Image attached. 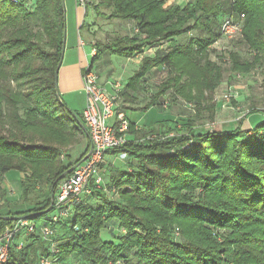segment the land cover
Returning a JSON list of instances; mask_svg holds the SVG:
<instances>
[{
    "label": "trees",
    "instance_id": "1",
    "mask_svg": "<svg viewBox=\"0 0 264 264\" xmlns=\"http://www.w3.org/2000/svg\"><path fill=\"white\" fill-rule=\"evenodd\" d=\"M96 1L87 7L97 17L132 22L135 34L93 43L96 54L88 68L105 55L132 59L162 41L171 43L168 50L141 58L124 86L123 95L126 89L137 91L153 69L165 71L144 110L171 91L194 104L195 116L212 119L224 70L247 74L264 59V0H190L184 6H166L164 0ZM227 18L242 22L239 43L253 59L231 52L229 67L222 70L207 57L224 37L220 28ZM194 32L196 37L176 44V38ZM64 37L61 0H0V233L20 218L49 222L57 185L90 147L77 124L81 114L67 109L55 90ZM256 113L262 121L246 130L195 133L189 119L186 133L163 137L135 130L127 116L130 143L106 154L124 156L127 169L107 171V192L91 187L90 195L53 226V247L38 233H18L2 264L43 259L72 264L75 258L76 264H264V110L248 112ZM147 136L156 138L134 142ZM81 145L83 152L72 160L70 150ZM9 171L23 175L20 199L31 203L25 210L6 197L2 182ZM31 193L36 196L29 202ZM110 222L118 231L106 242L100 234L108 233ZM175 227L183 243L172 239ZM211 229L228 234L219 243Z\"/></svg>",
    "mask_w": 264,
    "mask_h": 264
},
{
    "label": "rangeland",
    "instance_id": "2",
    "mask_svg": "<svg viewBox=\"0 0 264 264\" xmlns=\"http://www.w3.org/2000/svg\"><path fill=\"white\" fill-rule=\"evenodd\" d=\"M169 5L171 4H179L180 6H184L190 0H166ZM98 0L94 3H97ZM30 6V5H29ZM91 7V6H90ZM29 8H32L29 7ZM87 17L86 23L81 32V36L84 40L88 39L90 36L88 32L90 31L92 34L91 41L93 43L101 42L108 43L111 42L116 37L123 36H133L135 33L133 31V23L132 22H122L118 20H108L99 18L95 15L93 8L87 9ZM102 14L107 15L109 12L100 9ZM88 29V31H87ZM197 33H190L179 38L175 39L176 44H184L187 42L188 38L196 37ZM240 37L235 36L232 38L221 37L218 39L216 43H214L211 49L208 52L207 59L210 62L216 63L220 68L227 69L228 66V58L229 53L236 52L239 54L240 58L244 61H252L253 53L247 49L244 45L239 43ZM171 43L167 41H162L157 44L155 47L150 49H154L155 51L148 52L150 49H146L144 52L145 56H153L157 50H168ZM89 50V45H87ZM91 48V46H90ZM108 55H106L107 57ZM138 54L131 60H126L125 58H119L115 56L111 57L112 67L115 69L116 77H113L116 80H119V83L125 85V82L132 77L135 71L138 70V65H135V59ZM103 58V57H102ZM165 71L162 69H157L155 76L148 82V86L144 88L143 94L137 91H133V96L135 98L134 101L122 100L118 101V109L120 111H124L126 115L131 120H136L139 125H137L138 130L143 133H157L159 136L163 137L168 132L172 134H176L177 132L186 133L187 126L185 125L186 121L189 119L192 120L195 133H201L208 130V127H211V130H235L236 128H241L242 130H246L249 127L247 126L246 118L248 116L254 115L255 118L262 121L261 113L256 114H248L251 109L255 108L257 110H264V59L261 60L259 64L255 66L251 72L247 74L242 73H229L224 70L222 80L220 85L215 91L214 101H215V113L213 118L208 116V114L202 113L199 115H194V109L190 108V105L194 107L192 103H185L183 100L176 98L171 91L166 93L161 100L158 102L157 109L154 108L150 113L143 114H133L144 110L143 106L149 102L152 95L157 92L159 84L165 79ZM57 89L59 94V100L64 106L69 109L74 114H80L83 109V96H77L71 102H67V96H63L59 92L58 87V74H57ZM229 93L231 98L229 99L228 104L223 105L222 96ZM163 100L167 101V107L163 108L159 103ZM66 102L69 103L66 105ZM223 105V106H222ZM248 114V115H247ZM153 119H158L162 121V123H167L170 127L174 126L175 129H168L170 127L164 126L161 127L159 123H152L147 126L143 124L148 123L149 121H153ZM175 122L173 123V120ZM165 120V121H163ZM245 123V124H244ZM255 125H252V128ZM84 146H78L74 150L71 151L72 160H75L79 157V155L83 152ZM105 168L106 172L110 171L113 173L115 170H126V158L124 156L121 157H113L106 156L105 159ZM106 175V173H105ZM104 175V176H105ZM22 174H19L16 171H9L4 175V179L2 182V187L7 191V199L10 200V204H13L15 208L27 209L30 207V204H23L20 199V182ZM109 177H104L105 183L108 181ZM35 193H31L29 195V202L31 200H35ZM117 199V198H116ZM15 202V203H14ZM29 205V206H28ZM108 233L106 231H102L100 234L101 240L110 241L114 240V234L117 233L116 226H112V222L108 223ZM212 237L216 238L217 242L221 243L223 238L228 234V231L223 229H211ZM172 239L177 242L183 243L184 239L182 238L181 230L178 228H173L171 234ZM77 258L73 259L72 264H76Z\"/></svg>",
    "mask_w": 264,
    "mask_h": 264
},
{
    "label": "built area",
    "instance_id": "3",
    "mask_svg": "<svg viewBox=\"0 0 264 264\" xmlns=\"http://www.w3.org/2000/svg\"><path fill=\"white\" fill-rule=\"evenodd\" d=\"M77 3L80 7L86 8L89 0H77ZM220 29L222 35L227 39H233L235 36L240 37L242 22L227 18L221 24ZM81 45L84 44L81 43ZM95 54L96 49L92 44L90 56ZM88 65L89 63L86 64L81 73L82 91L85 95V107L81 113V118L89 135V150L84 158L77 163V166L57 185L49 210V222L35 224L25 218H20L0 233V264L7 259L13 237L18 233H23L24 237L35 236L38 233L44 241L52 244L53 247L54 244L51 242L55 233L53 226L59 220L67 218L70 210L74 205L80 203L82 197L90 195L91 187L107 192L104 183L107 152L130 143V122L126 113L118 109V101L121 99L125 85L114 78H110L105 83H100L95 71L88 68ZM230 98L229 93L222 96L223 105L226 106ZM161 106L166 108L167 101L163 100ZM190 108L194 109L191 105ZM133 126L135 130H138L135 124ZM207 129L208 132L213 131L211 127ZM155 138V136H147L144 140H134V142L143 143ZM111 193H115L114 189ZM21 247L22 243H19L16 248L19 250ZM41 264H50V262L43 259Z\"/></svg>",
    "mask_w": 264,
    "mask_h": 264
},
{
    "label": "crops",
    "instance_id": "4",
    "mask_svg": "<svg viewBox=\"0 0 264 264\" xmlns=\"http://www.w3.org/2000/svg\"><path fill=\"white\" fill-rule=\"evenodd\" d=\"M164 1H165V5L169 6L167 1L166 0ZM63 4L65 8V38H64L62 61L57 73L58 87H59V92L63 96H67V102H71L74 98H77V96L82 95L83 96L82 111H83L85 107V95L82 91L81 73L83 68H85L86 64L89 63L91 58L90 46L93 44V42L91 41V36L93 33L89 31L88 35L90 36L91 34V36L88 39L84 40L81 36V32L84 26L87 25L86 23V17L88 12L87 9L88 8L90 9L91 7L88 6L86 8H82L78 5L77 0H63ZM81 43H83L84 45H81ZM87 45H89V50ZM152 51L155 50L150 49L148 52H152ZM145 53L147 52H144L143 54L137 56V58L134 60L135 65H139L141 58L146 57ZM126 60L128 61L131 59H126ZM93 70L95 71L100 83H105L110 78L117 76L115 73V69L112 67L111 57L109 56L106 57V55L103 56V58L93 67ZM155 73H156V69H153L143 79V82L140 84V87L138 89L140 95L143 94L144 88L148 86V82H151V80L155 76ZM126 83L127 81L125 82V84ZM133 93H134L133 91L126 89L124 95L122 94L121 99L122 100L130 99L131 101H134L135 98L133 96ZM161 98L163 97H160L159 100H161ZM159 100L157 101V106ZM67 102L66 105L69 104ZM145 106L146 105H144L143 107ZM157 106L155 105L153 107L146 108L145 110H141L140 112L133 114H140L141 116L143 114L150 113L154 108L157 109ZM172 120L175 121L174 119ZM131 121L136 126L139 125L136 120L131 119ZM156 122L160 124L162 121L158 119H153V121H149L148 123L143 124V126L144 125L149 126L152 123H156ZM259 122L260 120H258V118H255L254 115H251L246 118L245 123L249 128H252V125H256ZM164 126L170 127L167 123L166 124L163 123L161 125V127Z\"/></svg>",
    "mask_w": 264,
    "mask_h": 264
},
{
    "label": "water",
    "instance_id": "5",
    "mask_svg": "<svg viewBox=\"0 0 264 264\" xmlns=\"http://www.w3.org/2000/svg\"><path fill=\"white\" fill-rule=\"evenodd\" d=\"M62 4H63V0H61ZM64 5V4H63ZM65 38V37H64ZM64 48V46H63ZM62 56H63V50H62V54H61V58H60V61H59V64H58V67H57V70L55 72V90H56V93H57V97L59 98V94H58V89H57V73H58V69L61 65V61H62ZM77 124L83 129V131L85 132V136L87 138V140L89 141V135L87 133V131L85 130V127L83 126V124L81 123V121L77 120ZM77 166V164H75L73 167H71L69 170H67L64 175L62 176L65 177L66 175H68L75 167ZM53 198V196H52Z\"/></svg>",
    "mask_w": 264,
    "mask_h": 264
}]
</instances>
